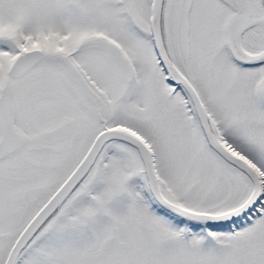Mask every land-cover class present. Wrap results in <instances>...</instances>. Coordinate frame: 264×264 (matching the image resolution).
Listing matches in <instances>:
<instances>
[{
	"label": "snow or ice",
	"instance_id": "obj_1",
	"mask_svg": "<svg viewBox=\"0 0 264 264\" xmlns=\"http://www.w3.org/2000/svg\"><path fill=\"white\" fill-rule=\"evenodd\" d=\"M0 264H264V0H0Z\"/></svg>",
	"mask_w": 264,
	"mask_h": 264
}]
</instances>
